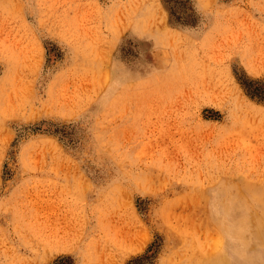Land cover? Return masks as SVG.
I'll return each mask as SVG.
<instances>
[{
    "label": "rangeland",
    "instance_id": "1",
    "mask_svg": "<svg viewBox=\"0 0 264 264\" xmlns=\"http://www.w3.org/2000/svg\"><path fill=\"white\" fill-rule=\"evenodd\" d=\"M263 220L264 0H0V264H264Z\"/></svg>",
    "mask_w": 264,
    "mask_h": 264
},
{
    "label": "bare ground",
    "instance_id": "2",
    "mask_svg": "<svg viewBox=\"0 0 264 264\" xmlns=\"http://www.w3.org/2000/svg\"><path fill=\"white\" fill-rule=\"evenodd\" d=\"M16 76V75H15ZM200 198V197H199ZM46 200V199H45ZM50 200V199H49ZM52 201H54V200H52ZM198 201V200H197ZM45 203H47V202H45ZM50 203H52V202H50ZM194 203H195V201H194ZM47 205H48V203H47ZM51 205H53V203L51 204ZM195 206H197V205H195ZM198 208V207H197ZM200 208V207H199ZM198 208V209H199ZM48 209V208H47ZM229 209V208H228ZM244 209H246V208H244ZM250 209V208H249ZM259 210V209H258ZM263 210V209H262ZM45 211V210H44ZM50 211H51V209H50ZM238 211V210H237ZM236 211V212H237ZM52 212V211H51ZM195 212V211H194ZM198 212H199V210H198ZM217 212V211H216ZM47 213V212H46ZM50 213V212H49ZM53 213H55V212H53ZM187 214H188V212H187ZM225 214V213H224ZM250 214V213H249ZM246 215V214H245ZM194 216V215H193ZM205 216H207V215H205ZM225 216V215H224ZM47 217H48V214H47ZM201 217V216H200ZM199 217V218H200ZM216 217H218V216H216ZM220 217V216H219ZM190 218V217H189ZM222 218V217H221ZM248 218H250L249 216H248ZM194 219V218H193ZM224 219V218H223ZM222 219V220H223ZM245 219H247V218H245ZM244 219V220H245ZM244 220H243V222H244ZM254 220V219H253ZM256 220V219H255ZM205 221V220H204ZM242 221V220H241ZM250 221V220H249ZM262 221V220H261ZM264 221V220H263ZM203 222V221H202ZM220 221H218V223H219ZM222 222V221H221ZM256 222V221H255ZM259 222V221H258ZM257 222V223H258ZM190 223V222H189ZM117 224V223H116ZM243 224H245V223H243ZM248 224V223H247ZM259 224H261V223H259ZM258 224V225H259ZM195 225V224H194ZM203 225V224H202ZM262 225V224H261ZM196 226H198L197 224H196ZM257 226V225H256ZM60 229L62 228V227H59ZM66 228V227H65ZM63 229L64 231L66 230V229ZM197 228V227H196ZM246 228H248V227H246ZM245 228V229H246ZM258 228V227H257ZM72 229V228H71ZM198 229V228H197ZM68 230H69V226H68ZM118 230V229H117ZM239 230V229H238ZM236 228H234V227H229L228 229H227V232L229 233V236H231V237H233V236H238V233H239V231H238ZM62 232V230L60 231V233ZM68 232V231H67ZM66 232V233H67ZM70 232V231H69ZM68 232V233H69ZM74 232V231H73ZM58 233H59V231H58ZM63 234H65V232L64 233H62V235ZM70 234H71V232H70ZM240 234V233H239ZM242 234V233H241ZM59 236V235H58ZM67 236V235H66ZM240 236V235H239ZM242 236V235H241ZM245 235L243 234V237H244ZM248 236V235H247ZM61 237V236H60ZM247 240H250L249 239V237H248V239ZM247 242V241H246ZM241 243V242H240ZM252 243V242H251ZM194 245V244H193ZM108 247V246H107ZM257 252V251H256ZM219 253V252H218ZM246 253V256H244L243 257V259H241V260H243V261H239L238 263H236V264H250L252 261V257L249 255V253L248 252H245ZM210 257V256H209ZM216 257H218V254H217V256ZM208 258V257H207ZM205 260H207V259H205ZM209 260V259H208ZM244 261H246L245 263H244ZM201 262V261H200ZM210 262V261H209ZM243 262V263H242ZM205 263V262H204ZM199 264V263H198Z\"/></svg>",
    "mask_w": 264,
    "mask_h": 264
}]
</instances>
